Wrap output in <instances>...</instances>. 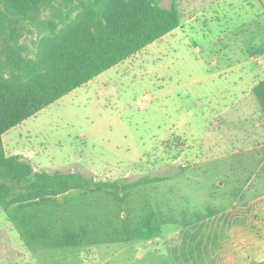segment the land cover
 I'll return each instance as SVG.
<instances>
[{"label": "rangeland", "instance_id": "1", "mask_svg": "<svg viewBox=\"0 0 264 264\" xmlns=\"http://www.w3.org/2000/svg\"><path fill=\"white\" fill-rule=\"evenodd\" d=\"M256 1L178 0L172 34L2 135L35 171L166 179L0 206V264H264V138L230 86Z\"/></svg>", "mask_w": 264, "mask_h": 264}, {"label": "trees", "instance_id": "2", "mask_svg": "<svg viewBox=\"0 0 264 264\" xmlns=\"http://www.w3.org/2000/svg\"><path fill=\"white\" fill-rule=\"evenodd\" d=\"M0 0V206L93 185L128 190L166 179L95 181L81 172L35 171L7 155L2 135L103 71L178 28V0ZM31 34L30 43L25 37ZM253 93L264 115V78Z\"/></svg>", "mask_w": 264, "mask_h": 264}, {"label": "crops", "instance_id": "3", "mask_svg": "<svg viewBox=\"0 0 264 264\" xmlns=\"http://www.w3.org/2000/svg\"><path fill=\"white\" fill-rule=\"evenodd\" d=\"M255 1V0H254ZM264 1V0H263ZM258 9L253 11V15L251 18H253L254 23L257 24L258 28V35L260 36L259 39L261 40V50L257 51L256 53L248 55L247 58L243 59L241 62H238V64L234 65L237 68L240 67V70L232 75V85L233 90L236 91V95H238V98L236 101L231 102V104L239 103L241 104L242 112H246L245 122H248L246 119L247 113H255L256 118L252 121H249L248 124L253 123V127L257 129V132H254L253 134L255 136H258L260 139L264 138V115L262 114L259 104L255 98V95L253 93V87L264 78V7L259 1H256ZM253 5L252 1H247V7ZM263 7V8H262ZM175 30V29H174ZM172 30L171 32L165 34L161 38L157 39L156 41L152 42L155 43L158 40L166 37L167 35H170L174 32ZM151 43V44H152ZM150 45V44H149ZM144 47L143 49L147 48ZM214 64H216L214 62ZM232 67L229 66L228 68H223V70H219L218 72L214 73L215 76L218 77V80L222 79V73H226V70L231 69ZM227 76L224 77L226 79ZM227 109V107H225Z\"/></svg>", "mask_w": 264, "mask_h": 264}, {"label": "built area", "instance_id": "4", "mask_svg": "<svg viewBox=\"0 0 264 264\" xmlns=\"http://www.w3.org/2000/svg\"><path fill=\"white\" fill-rule=\"evenodd\" d=\"M147 97V95L145 94V95H143V98H146Z\"/></svg>", "mask_w": 264, "mask_h": 264}]
</instances>
